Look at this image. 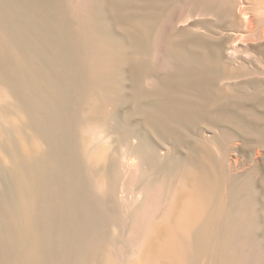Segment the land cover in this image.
I'll return each mask as SVG.
<instances>
[{
    "label": "bare ground",
    "instance_id": "bare-ground-1",
    "mask_svg": "<svg viewBox=\"0 0 264 264\" xmlns=\"http://www.w3.org/2000/svg\"><path fill=\"white\" fill-rule=\"evenodd\" d=\"M250 1L0 0V264H264Z\"/></svg>",
    "mask_w": 264,
    "mask_h": 264
},
{
    "label": "rangeland",
    "instance_id": "rangeland-1",
    "mask_svg": "<svg viewBox=\"0 0 264 264\" xmlns=\"http://www.w3.org/2000/svg\"><path fill=\"white\" fill-rule=\"evenodd\" d=\"M247 2H249L248 4L249 5H251V7H252V1H250V0H241V3L244 5H240V6H238L237 7V10H236V16L240 19L241 17H242V10L244 9V7L245 6H248V4H247ZM251 3V4H250ZM240 7V8H239ZM256 7V6H255ZM253 9H255L254 8V6H253ZM253 9L250 11V12H248L249 13V15H251L252 17H254L253 15H255V14H257V10H255V14H254V12H252L253 11ZM257 9V8H256ZM251 12L253 13V14H251ZM182 15V14H181ZM183 16H184V14H183ZM182 16V17H183ZM187 16V15H186ZM185 17V16H184ZM197 16H189V17H186L185 18V22H181V23H178V25H177V28L178 29H184V28H190V29H192L193 27H192V24L194 23V22H196L198 19L196 18ZM255 18H256V15H255ZM255 18H252L253 19V21H254V19ZM254 26V25H253ZM253 28H256V26H254ZM193 31H195V29L193 28L192 29ZM239 33V32H238ZM237 32H235L234 33V35H233V33H230V35L234 38V39H236L235 40V43H233L232 44V47H236V48H234V49H236V51H238L237 52V58L239 59L238 61H241L242 63H246L245 64V66L247 65V63H249V65H247V69L249 68L250 70L255 66V65H257V58H258V53H257V50H256V52L254 51V49H253V47H258V44H259V42L260 41H254V40H251V41H249V40H241V37L239 36L240 35V33L238 34ZM236 37V38H235ZM239 39H240V41H239ZM237 41V42H236ZM252 41H254V42H252ZM244 43V44H243ZM246 43V44H245ZM257 43V46L255 45ZM260 44H264V43H260ZM259 44V45H260ZM238 48V49H237ZM249 48V49H248ZM255 48V49H256ZM245 50V51H244ZM250 51V52H249ZM254 51V52H253ZM247 52H249L250 54L248 55L247 54ZM252 52V53H251ZM243 53H245L246 55H248V57L245 55V54H243ZM255 53V54H254ZM239 54V55H238ZM254 55V57H253V55ZM242 55V57H240ZM251 55V56H250ZM243 56H244V58H243ZM250 56V57H249ZM240 57V58H239ZM256 57V58H255ZM246 58V59H245ZM249 58V59H248ZM256 59V62H254V64L255 65H253L252 66V64L253 63H250V61L252 60V61H254L253 59ZM246 61V62H245ZM247 61H249V62H247ZM251 64V65H250ZM237 66V65H236ZM249 66H251V67H249ZM256 151L255 150H252V149H248V148H245V147H239L238 149H237V152L235 153V154H232V155H230V158L232 157V160H236V165L233 163L232 165H231V169L233 170V169H235V170H233L232 172L234 173V174H240V173H243L245 170L246 171H248V169L250 168V167H252L253 165H257V166H259V167H262L263 165H264V151L263 150H260V152L258 153V154H256L255 153ZM234 165H235V167H234Z\"/></svg>",
    "mask_w": 264,
    "mask_h": 264
}]
</instances>
